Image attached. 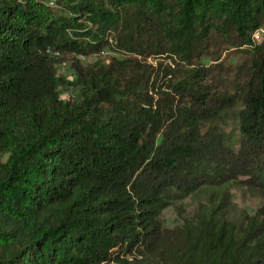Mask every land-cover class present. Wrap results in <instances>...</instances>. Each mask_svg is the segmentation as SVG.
Here are the masks:
<instances>
[{
	"label": "trees",
	"instance_id": "1",
	"mask_svg": "<svg viewBox=\"0 0 264 264\" xmlns=\"http://www.w3.org/2000/svg\"><path fill=\"white\" fill-rule=\"evenodd\" d=\"M263 24L264 0H0V264H264Z\"/></svg>",
	"mask_w": 264,
	"mask_h": 264
},
{
	"label": "rangeland",
	"instance_id": "2",
	"mask_svg": "<svg viewBox=\"0 0 264 264\" xmlns=\"http://www.w3.org/2000/svg\"><path fill=\"white\" fill-rule=\"evenodd\" d=\"M43 2L50 0H40ZM253 39L259 42L264 39V24L261 25L253 34ZM221 59L226 62H237L240 59L239 52L229 49L224 51L221 55ZM86 61H96L95 57L88 58ZM57 73L64 76L68 81L74 80V72L71 69L69 63H63L58 66ZM60 96L63 100L67 98H77L78 89L75 87H65L60 89ZM233 193L232 202L235 205V213H254L261 206V198L257 196L255 192H252L246 188H238L231 191ZM196 203L190 198L186 197L180 201L172 203L170 206L166 207L160 216V223L163 229L172 231L173 234L176 233L177 228L181 224V214L186 217H190L195 211ZM171 233V234H172ZM172 234V235H173Z\"/></svg>",
	"mask_w": 264,
	"mask_h": 264
},
{
	"label": "bare ground",
	"instance_id": "3",
	"mask_svg": "<svg viewBox=\"0 0 264 264\" xmlns=\"http://www.w3.org/2000/svg\"><path fill=\"white\" fill-rule=\"evenodd\" d=\"M49 6H53V0L48 1Z\"/></svg>",
	"mask_w": 264,
	"mask_h": 264
},
{
	"label": "built area",
	"instance_id": "4",
	"mask_svg": "<svg viewBox=\"0 0 264 264\" xmlns=\"http://www.w3.org/2000/svg\"><path fill=\"white\" fill-rule=\"evenodd\" d=\"M102 54V52H100Z\"/></svg>",
	"mask_w": 264,
	"mask_h": 264
}]
</instances>
